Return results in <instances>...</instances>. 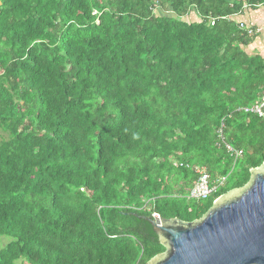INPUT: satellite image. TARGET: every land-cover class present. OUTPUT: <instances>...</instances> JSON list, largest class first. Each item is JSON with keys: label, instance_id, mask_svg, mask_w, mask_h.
<instances>
[{"label": "trees", "instance_id": "trees-1", "mask_svg": "<svg viewBox=\"0 0 264 264\" xmlns=\"http://www.w3.org/2000/svg\"><path fill=\"white\" fill-rule=\"evenodd\" d=\"M263 4L0 0V264H146L164 249L142 217L192 222L243 188L264 55L238 18ZM197 170L224 179L203 201Z\"/></svg>", "mask_w": 264, "mask_h": 264}, {"label": "water", "instance_id": "water-1", "mask_svg": "<svg viewBox=\"0 0 264 264\" xmlns=\"http://www.w3.org/2000/svg\"><path fill=\"white\" fill-rule=\"evenodd\" d=\"M142 219L164 249L146 264H264V163L198 220Z\"/></svg>", "mask_w": 264, "mask_h": 264}, {"label": "built area", "instance_id": "built-area-1", "mask_svg": "<svg viewBox=\"0 0 264 264\" xmlns=\"http://www.w3.org/2000/svg\"><path fill=\"white\" fill-rule=\"evenodd\" d=\"M240 30H243L247 33L248 36L253 34V30H251L249 27H246L243 23H239L238 25ZM264 108V97L261 99L259 104H255L254 106L250 108H243L242 111L244 113H253L257 116L262 115V110ZM221 126L218 131L219 138H222L221 134ZM222 140V139H221ZM225 149L227 152H230L233 156L238 157L240 156V152L233 151L228 145H225ZM196 174L198 175L197 179L193 182L186 198L188 200H194V201H203L206 200L209 196H211L215 190L218 187H221L224 185V179H220L217 181H214L211 185L209 184L208 177L200 170L196 171ZM152 217H157L156 215H152Z\"/></svg>", "mask_w": 264, "mask_h": 264}, {"label": "crops", "instance_id": "crops-1", "mask_svg": "<svg viewBox=\"0 0 264 264\" xmlns=\"http://www.w3.org/2000/svg\"><path fill=\"white\" fill-rule=\"evenodd\" d=\"M238 20L258 32L252 44L245 49L246 53L255 52L264 55V4L245 10L243 16L238 18Z\"/></svg>", "mask_w": 264, "mask_h": 264}, {"label": "rangeland", "instance_id": "rangeland-1", "mask_svg": "<svg viewBox=\"0 0 264 264\" xmlns=\"http://www.w3.org/2000/svg\"><path fill=\"white\" fill-rule=\"evenodd\" d=\"M2 247H3V246H2ZM2 247H1V248H2ZM1 248H0V249H1Z\"/></svg>", "mask_w": 264, "mask_h": 264}]
</instances>
